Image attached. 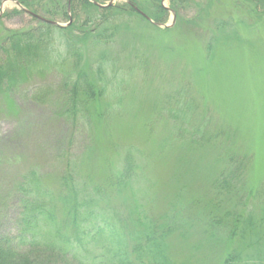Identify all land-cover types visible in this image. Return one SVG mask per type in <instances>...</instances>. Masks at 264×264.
<instances>
[{
	"label": "rangeland",
	"instance_id": "374dc122",
	"mask_svg": "<svg viewBox=\"0 0 264 264\" xmlns=\"http://www.w3.org/2000/svg\"><path fill=\"white\" fill-rule=\"evenodd\" d=\"M24 1L30 4V10L66 29L48 27L22 11L15 0L2 3L0 60L5 58L2 46L7 45L13 32L39 30L47 45L36 53H42L47 61L39 54H29L17 98L0 95V150L8 157L20 156L0 166V181L15 184L29 163L44 165L46 171L65 144L62 149L67 148L72 156L91 154L88 164L82 166L85 176L111 185L123 167L126 152L133 150V171L139 175L134 185L142 195L136 194L134 186V192L130 189L125 200L116 198L114 202L131 248L145 242L129 213L137 221L145 215L157 224L168 222L167 216L176 218L174 223L186 217L193 220L188 235L180 237L176 231L163 240L171 260L176 264H223L235 247H242V240L239 236L230 240L222 226L209 237L214 231H207L210 220L206 217L227 213L242 217L249 214L248 209L238 204L237 197H230L232 192L218 189V181L229 170L224 162L225 151L222 153L220 147L192 146L187 138L192 139L202 128L201 135L219 133L224 145L231 139L232 150L249 157L245 203L261 206L256 196L260 193L264 201V0H185L178 9L170 0H163L168 11L160 14L158 0H134L136 7L158 25L128 10L126 0H89L101 5L113 1L111 10L96 4L83 8L80 0H73L70 12L69 0ZM70 13L72 25L68 23ZM174 13V24L165 27L173 23ZM112 14L116 19L103 25L121 26L116 36L111 40L104 38V33L96 37L98 25ZM162 15L160 22L154 19ZM126 23H131L130 28L125 27ZM79 50L85 59L82 71L90 72L92 77L95 73V78L102 67L111 80L109 99L96 95L88 103L94 143L82 125V129L71 130L64 142L60 137L64 124L56 114L65 111V102L59 106L56 101L64 96L67 75L77 73L74 54ZM98 85L102 84L96 82V88ZM192 101L196 107L188 115L172 116L173 108ZM108 104L115 107L112 114ZM121 110L123 114H117ZM183 138L188 142L184 143ZM43 174H51V182L53 172ZM5 188L0 184V207L6 198L13 203L18 198L13 191L9 196ZM143 191L149 193L147 198ZM136 199L143 208L134 214L130 211ZM174 205L179 214H175ZM16 215V209L11 208L0 220V236L14 233ZM259 231L264 232V228ZM259 240L264 243L263 236ZM250 254L252 248L243 255ZM40 255L36 251L28 253L35 262L32 264H81L74 260L49 263L46 257L35 260ZM254 263L264 261L254 258L239 264Z\"/></svg>",
	"mask_w": 264,
	"mask_h": 264
},
{
	"label": "trees",
	"instance_id": "16d2710c",
	"mask_svg": "<svg viewBox=\"0 0 264 264\" xmlns=\"http://www.w3.org/2000/svg\"><path fill=\"white\" fill-rule=\"evenodd\" d=\"M19 1L24 6L30 7V4L25 3L24 0ZM80 1L83 8L94 5L89 0ZM131 1L134 2V0ZM162 1L158 0L156 6L157 10L159 9V14L161 11L164 13L168 11L162 6ZM170 1L171 5L178 9L181 1L185 0ZM127 6L128 10L138 13L130 3H127ZM112 7L114 8V5L106 7L105 10H111L113 9ZM113 15L109 18L106 17V20H103L98 25L99 30L96 37H101L104 33L106 36L103 37H109V40H111L116 36L121 26L118 28L113 23L112 27L110 24L103 25L104 22L109 23L116 19V15H114L115 18ZM141 16L143 17V15ZM162 17L163 15L154 17V19L160 22ZM144 19L148 21L145 17ZM130 21L132 19H129ZM45 24L48 27L57 28V26L50 23ZM130 24L126 23L125 27L130 28ZM58 28L60 30L66 29ZM6 43L7 45L2 46L5 58L0 60V95H10L17 98V91L20 88V83H22V71L28 69L24 61L28 59L29 54L34 56L39 54L38 56L43 58L42 53L36 52L43 45H47V41L43 32L37 30L36 33L13 32L6 40ZM79 49L83 51L82 48ZM80 50L74 54L78 61L77 67L74 68L77 73L75 75L68 73L69 75L67 76L69 78L64 83V96L61 100L57 99L56 101L59 106L65 102V111L59 110L56 114L59 116L57 118L62 120L64 124L60 136L63 141L64 138L67 139L66 136L71 130L84 128L87 130L89 138L93 139V141L91 140L92 143H94L96 141H94V129L92 118L90 117L91 109L88 103L96 95H100L105 100L109 99L107 96L109 91L107 90L109 89L108 83L111 80H108L110 78L104 73L102 67L100 70L98 69L99 72H96L95 78V73L92 77L90 72L82 71L80 68H82V60L84 58ZM43 59L46 60L45 58ZM94 80L102 85H98L100 87L96 88ZM191 92H189V95H191ZM191 98H193L192 95ZM51 102L55 104V100ZM194 106L196 107L194 101L186 103L184 106L179 105L178 108H173L172 116L181 117L188 115ZM113 108H115L113 105L108 104L107 109L110 114H112ZM123 112V110L117 111V114L122 115ZM81 125L83 126L82 128L80 127ZM202 133V128H199L192 139L190 137L187 139L192 146L194 144L201 147L208 146V148L220 147L222 153L225 151L227 161L224 162L229 167V170H227V175L218 181V189L227 193L232 192L230 197H237L238 204L247 206L244 208H247L249 213L247 216L242 217L241 215L231 216L229 213L221 217H214V215L210 214L206 217V219L210 220L207 231L212 230L214 232L209 237L215 236V228L222 226L228 232L225 236L228 235L230 240H235L238 236L242 240L240 242L242 247H235L227 255L223 264L246 263L247 260L254 258L264 261V243L262 244V241L259 240L260 236L264 237V232L259 231L260 228H264V201H261L262 197L259 193L256 197H260L258 200L260 207L253 206L249 202L245 203V175L248 164H250L249 157L234 152L231 146L233 144L231 139L224 145L218 137L219 133L211 136L206 133L201 135ZM222 140L224 139L222 138ZM188 141H184L183 138L184 143ZM63 147H65V144H62L59 149L55 157L56 160H54L55 164H51L46 171L43 170L44 165L36 164L35 162L36 165L29 163L28 169L20 177L16 178L15 184L10 185V183L0 181V184L7 186L5 189L9 196L12 195V191L18 194L15 203L11 202L9 197L5 199L0 207V220L5 217L11 208L17 211L14 233L0 236V264L35 263L28 256V253L34 251L41 252L40 257L35 260L40 261L42 257H46L45 259L49 263H54L55 261V263H66L74 260L81 264H176L168 255V244L163 240H166L168 233L171 235L176 231L181 233V235H178L180 237L187 236L189 232L187 229L190 228L189 226L193 220L188 221L184 217L181 222L174 223L173 221L176 218L172 217L170 219L167 216L165 219H168V222L157 224L145 215L143 220L139 219L137 221L129 213V219L138 227L141 233V241L144 240L145 242L143 245H135L132 248L121 230L123 227L120 226V222L117 219V210L114 202L116 198L125 200L130 189L134 192L132 188L135 186V181L139 176H136L133 171L136 168L133 166L134 151L129 150L126 152L123 167L116 172V177L110 185V183H96L91 175L85 176V173L82 172V166L85 167V164H88V160L92 157L91 154L88 157L85 154L72 156L69 154L68 149L63 150ZM88 152L86 151V154ZM19 157V155L8 157L0 150V166L10 164L13 159L17 160ZM51 171L53 174L50 182L48 179H50L51 174L44 175L43 173H51ZM132 179H134L133 184L131 182ZM146 184L147 182L144 185ZM138 190L139 187L136 194L142 195L140 190ZM148 194L145 191L143 196L147 198ZM250 200L251 198L248 201ZM135 201L130 211L134 212V214L137 209L141 210L143 208L138 202L140 200L136 199ZM10 203L9 209L5 211L4 209ZM173 210L176 211L175 214L180 213L177 205H174ZM256 211H259V213L257 214ZM162 229H165V231L161 232ZM254 239H257V241H254ZM251 248L252 254L244 257L243 254H246V251L251 250Z\"/></svg>",
	"mask_w": 264,
	"mask_h": 264
},
{
	"label": "water",
	"instance_id": "95a60500",
	"mask_svg": "<svg viewBox=\"0 0 264 264\" xmlns=\"http://www.w3.org/2000/svg\"><path fill=\"white\" fill-rule=\"evenodd\" d=\"M16 3L19 4L18 2H16ZM96 3H97V2H96ZM97 4H98V3H97ZM110 4H112V2L109 3L108 5H110ZM100 6H107V5H100ZM26 11L29 12L30 14H34L35 16H37V17L40 18V19H43V17H41V16H39V15H36L35 13H33V12L30 11V10H26ZM43 20H46V19L44 18ZM71 20H72V17H71ZM175 20H176V14L174 13V15H173V23L170 24V25H164V26H165V27H170V26H172V25L174 24ZM50 22L59 25L57 22H53V21H50Z\"/></svg>",
	"mask_w": 264,
	"mask_h": 264
}]
</instances>
